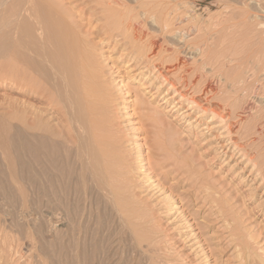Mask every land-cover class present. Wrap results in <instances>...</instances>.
Masks as SVG:
<instances>
[{"label":"rangeland","instance_id":"rangeland-1","mask_svg":"<svg viewBox=\"0 0 264 264\" xmlns=\"http://www.w3.org/2000/svg\"><path fill=\"white\" fill-rule=\"evenodd\" d=\"M1 4L5 29L17 16L66 31L121 160V196L77 200V235L71 221L35 226L0 202V264H264V0ZM6 58L1 134L13 133L11 100L26 101Z\"/></svg>","mask_w":264,"mask_h":264},{"label":"bare ground","instance_id":"bare-ground-1","mask_svg":"<svg viewBox=\"0 0 264 264\" xmlns=\"http://www.w3.org/2000/svg\"><path fill=\"white\" fill-rule=\"evenodd\" d=\"M14 18L9 20L12 22L8 23L10 27L7 26L10 29H5L4 21L0 23V37L8 38L3 37L6 42L0 49V59L9 57L13 60L14 85L19 90L17 94L25 97L26 101H9L11 112L8 118L13 120V133H0V202L3 207L11 202L17 203L16 206L24 210L26 222L32 221L37 224L35 226L43 220L57 231L62 222L71 221L75 235L78 222L75 220L74 203L77 200L120 198L117 176L121 173V160L100 135L102 129L96 122L90 100L92 86L85 82L83 86L79 84L78 76L86 70L82 72L79 68L77 49L73 47L70 50V44L64 40L66 31L60 24H47V28L43 27L44 24H15ZM212 114L213 118L219 116L216 112ZM115 200V207L121 210L122 204ZM66 226L70 225L66 223ZM74 235L68 237L72 239Z\"/></svg>","mask_w":264,"mask_h":264}]
</instances>
